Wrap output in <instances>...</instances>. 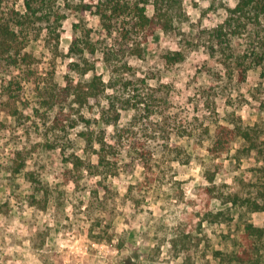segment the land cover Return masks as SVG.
I'll return each mask as SVG.
<instances>
[{"label":"rangeland","instance_id":"rangeland-1","mask_svg":"<svg viewBox=\"0 0 264 264\" xmlns=\"http://www.w3.org/2000/svg\"><path fill=\"white\" fill-rule=\"evenodd\" d=\"M90 1L63 5L68 16L59 41L45 31L29 41L26 50L35 56L37 76L64 82L75 28L92 27L91 35L98 38L97 16L89 9L80 11ZM236 2L183 0L172 28L156 29L141 44V55H126L115 66H106L100 51L86 53L95 69L75 72V79L126 78L131 81L127 89L137 86L153 93L158 123L165 119L169 126L168 140H149L155 152L152 180L129 186L142 178L139 166L113 175L102 205L103 192L91 191L97 177L84 173L79 183L63 178L70 152L93 162L97 158L85 149L78 104L70 99L48 109L41 104L39 85L23 79L22 69L4 73L0 67V264H223L213 251L230 247L229 234L241 232L238 209L226 194L249 189L261 163L258 150H264V77L249 49L256 27L249 23L232 36L226 51L211 53L208 47L205 28L221 22L226 6ZM8 4L21 8L22 0ZM152 12L149 3L147 13ZM172 51H181L183 58L168 62L166 54ZM104 101L82 111L93 126L112 131V125L98 121L107 108ZM69 112L79 116L78 122L63 129L67 122L60 119ZM131 114L125 112L120 123ZM230 120L251 127L250 137L235 135L220 156H211L215 129L219 124L232 127ZM120 149L123 160H129L128 144ZM21 159L24 169L15 172V160ZM27 170L48 184L34 203L31 183L23 177ZM211 174L213 181L207 178ZM245 216L264 225L263 211ZM262 240L259 264H264Z\"/></svg>","mask_w":264,"mask_h":264},{"label":"trees","instance_id":"trees-1","mask_svg":"<svg viewBox=\"0 0 264 264\" xmlns=\"http://www.w3.org/2000/svg\"><path fill=\"white\" fill-rule=\"evenodd\" d=\"M9 1L0 0L2 71L5 73L12 68L22 69L23 79L39 85L41 104L48 109H53L60 101L73 99L80 108L81 135L85 141V149L89 153H95L97 157L93 162L75 150L67 154L64 161L69 163V166L64 170V180L67 183H79L84 173L97 177L95 187L91 191L94 194L103 192L98 205L103 204L104 194L112 189L109 177L113 175L128 172L139 166L143 169V176L129 186L141 187L139 184L150 182L155 169V152L149 140L169 138L167 121L164 119L163 123H158L161 118L156 110L157 104L154 102L153 93L137 86L131 90L127 89L131 81L118 75L111 76L106 82L101 76H94L91 80L75 79L73 73L83 75L95 69V63L86 56V53L96 55L100 51L102 60L108 67L115 66L118 60H122L126 55H141V44L147 41L156 29L168 30L174 26L178 19L177 11H181L183 0H91L85 3L80 11L89 9L97 16L98 38L95 39L91 35L92 27L85 30L75 28L67 51L71 60L68 62V72L64 75L62 84L36 75L35 56L26 50V46L44 31L59 41L64 34L62 21L68 16L63 10V5H69L70 0H22L21 8L10 6ZM149 3L153 6L152 14L147 13ZM225 11L226 16L221 22L205 28L211 53L217 50L226 51L231 37L243 32L249 23H252L256 27L253 31L255 34L251 33L255 40L251 41L249 49L254 55V63L262 66L261 76L264 77V25L260 27L264 17V0H237L233 6H226ZM182 58L181 51L166 54V60L170 63L180 61ZM102 98L107 108L104 107L98 121L112 125V131H107L102 126H93L94 121L82 111L93 110V105H100ZM129 111H132L131 116L120 123L123 114ZM65 116L66 118L60 119L61 123H64V120L67 122L63 124V129L70 127V123L78 122L79 116L74 112H69ZM230 122L233 123L232 127L219 124L215 129V136L208 148L211 156H220L235 135L250 137L251 127L242 126L237 121ZM124 144H128L127 161L123 160L124 155L120 149ZM16 153L21 155L20 150ZM258 154L261 163L257 168L255 180L248 183L249 189L244 194L239 192L226 194V201H230L238 209L237 222L241 226V232L237 235L229 234L230 247L213 251L214 257L223 264L261 262L262 256L258 253L262 249L259 243L263 241L264 225L255 224L245 216L249 212H264V150H258ZM15 161L14 171L21 172L24 169V161L22 159ZM213 176L207 175L208 180L213 181ZM23 177L31 183V202L34 203L36 194L45 193L48 184L33 175L31 170L25 171ZM224 216L231 219L228 213H224Z\"/></svg>","mask_w":264,"mask_h":264}]
</instances>
